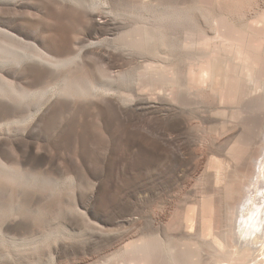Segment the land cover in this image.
Instances as JSON below:
<instances>
[{"label": "rangeland", "instance_id": "rangeland-1", "mask_svg": "<svg viewBox=\"0 0 264 264\" xmlns=\"http://www.w3.org/2000/svg\"><path fill=\"white\" fill-rule=\"evenodd\" d=\"M142 1L108 0L112 14H107L109 5L93 13L96 19L100 17L98 21H105L100 36H95L87 7L75 0H0V26L13 29L26 41L37 42L58 58L83 54L82 62L66 67L36 59L0 64V74L17 88L21 85L31 92H41L45 87L54 90L43 100L45 97L38 99L42 93L26 100H18L9 92L0 93V160L23 175L38 172L55 181L34 182L39 185L14 181L8 175L9 168L1 169L0 264H174L176 253L187 257L185 264H264V214L255 212L259 202L264 204L262 198L257 200L264 194V174L257 182L252 181L258 168L255 163L263 161L264 165V89L260 95L263 109L256 113L253 134L248 132L254 138V157L251 152L249 156L255 163L251 158L243 163L231 161L229 148L240 133L247 135L248 130L236 124L222 126L229 116L219 113L229 114L238 106L222 100L223 76L217 80L197 72L194 61L173 57L182 86L179 94L196 102L187 108L166 91L141 88L146 82L138 81L137 73L146 66V58L155 57L139 51L125 56L117 49L124 47L129 38L123 29L148 17ZM169 2L155 3L166 7ZM206 8L209 15L222 13L239 24L264 16V0H216L214 6ZM147 9H151L149 15L154 14L155 9ZM199 11H193L199 16L198 22L205 19ZM205 20L196 23L197 27ZM206 24L198 29L215 36L214 28ZM61 38L68 45L65 51L56 45ZM91 39L100 41V45L87 48L85 44ZM26 51L34 53L29 45ZM110 53L112 60L107 57ZM66 83L73 87L82 83L106 85L113 91L109 97L100 92L57 94ZM126 95L134 99L132 103L123 100ZM256 97L245 96L240 105L246 102L244 106L255 110ZM246 100L251 101L249 106ZM38 109L34 119L13 123ZM249 188L255 191L252 189L248 194L252 196L247 197ZM252 210L261 215L260 232L252 231L247 239V233L242 238L239 225L246 218L251 221ZM231 229L236 232L233 234ZM255 236L260 240L255 241L257 244L252 241ZM156 239L161 244L153 247L154 257L135 250L138 244L155 243ZM215 239L222 240L227 250L217 249ZM244 244L249 248L244 252L248 256H236L234 248Z\"/></svg>", "mask_w": 264, "mask_h": 264}, {"label": "bare ground", "instance_id": "bare-ground-1", "mask_svg": "<svg viewBox=\"0 0 264 264\" xmlns=\"http://www.w3.org/2000/svg\"><path fill=\"white\" fill-rule=\"evenodd\" d=\"M75 1L77 3H79L80 5H82L83 7H87V10L90 13V22H91L90 24H92V26H93V31L91 30L92 31L91 33L96 34L95 36H100L99 34H101L100 33L101 29L105 26V21H98L100 19V17L98 19H96V17L93 15V13L97 12L99 9L101 10L102 8L108 7V5H109L108 0H105L104 2L103 1L101 2L100 0H86V1L85 0H75ZM168 1H170V2L168 3V5H166V7H164V6L162 7V5L161 6L156 5V3H155L156 0H144V1H142L143 8L145 11H147L146 15L148 17H146V20H144V21H141V22L138 21V23L133 22L134 24L132 23V24H130V27L128 26L129 27L128 30L123 29L124 32L123 31L122 32L127 33L129 38H128V41L126 43H124L125 44L124 47L120 46L121 47L120 48L118 46L119 48H117V49L120 51L122 50V53L124 52L125 56L126 55L132 56L134 51H139V53L142 52L143 54L144 53L147 54V56L144 55L146 57H149V55L155 57L157 60H154L155 58L151 59L152 57L149 59L144 57V58H146V61H144V62H146V64H145L146 66L142 67L144 69L137 73L138 75L136 78L140 82H146V85L141 87V88L145 87V89H147V90H149L151 88L153 91L154 90L166 91V93L169 96H174L180 104L187 106V108L196 102L194 100L185 99L184 98L185 96L182 97V95H180L181 93L179 94V92H180L179 87H182V86H180V82L178 81V76H177L178 73H177V70L174 68L173 57L178 56L179 59L183 58L185 60H189L190 62L194 61L196 68L198 67L197 72H199V73L201 72L202 74L205 73L207 75L209 74L210 76H212L213 78H216L217 80L223 76L225 78V85H223V87L220 88L222 100L227 99L228 100L227 103H234V104H237L238 106L235 107L233 104H231V106L233 105L232 108L235 107L236 109H234V110L231 109L233 111L230 110L231 113H229V114H226L224 112L219 113L220 115H224V116L228 115L229 116L227 120H224L221 122L222 126H223V128H226L229 126V124H233L234 126L236 124L238 126L240 125L239 127L243 126V128H246V131L248 130L246 132L247 135H245L244 134L245 132H243V133H240L239 136H237L238 137L237 140L229 148L227 155L231 159V161H234L236 163H243V162H245L244 161L245 159L249 160V158H251L250 161L252 162V160H253L252 157H254V154H253L254 151L251 152V150H252L251 148L255 146V145H253L254 138L252 137L253 136L252 134H253V131L256 127V121L254 118L256 117V113L260 112L263 109V102L260 99V95H261V90L264 89V84H262V82H264V16L261 17L260 20L255 21V22H249L247 20L248 23L246 22L245 24L244 23L239 24V23L233 21V19L231 20L230 17H227L226 15H224L222 13L218 14V12H217V13L212 14V15L205 13L209 9L206 7L214 6L216 3V0H168ZM136 6L137 5H135V8H136ZM149 6L153 9L152 12H154V9H155V12H157V10H159L160 12L158 11L159 13H157L156 15H155V12H154V14L149 15V12L151 13V11H150L151 9H149V10L147 9V8H149ZM109 7H110V5H109ZM205 8L207 11H204ZM196 9H198V11L200 10L199 12L202 13L201 16L202 15L204 16V17L202 16V18L206 19V20L204 19L205 22H202L205 24H203L201 26L208 25L206 23L209 22L210 25L208 27L212 26L214 28V30H213L212 27H210L213 30V32H215V34H214L215 36L210 37L209 35L206 34V32L202 31V29H198V27L201 28V26L198 25V27H197L196 23L201 24V21H204V20L201 19V21L199 20L200 22H198L196 20L197 17L199 18V16L195 15L193 12ZM112 13H113V10L110 7V10L107 11V14H112ZM117 14H119V13H116L115 15H117ZM112 17H113V15H112ZM115 17H117V16H115ZM105 19H106V17H105ZM105 19H103V20H105ZM108 19H109V17H108ZM130 21H132V20H130ZM113 23H116V21ZM123 24H124V22H123ZM5 26L6 25L0 26V64L1 65L7 64V63H21L22 61H24V60L26 61L27 59H34V60L36 59V60L40 61L39 63H52L55 65H58V67H59V65L66 67V66H69V64L79 63V62H82V60H83V57H82L83 54L81 52H78L73 57L58 58V57L54 56L53 53H49L47 51H44L42 49V47L40 46V44H38L37 42L26 41L23 37L19 36L15 32H13L14 31L13 29L7 28ZM106 26L108 27V23ZM125 28H126V26H125ZM207 29L209 30V28H207ZM91 37H92V35H91ZM103 41H104V39H103ZM100 43H101L100 41H92V39H91V40H88V44H85V45H87L86 46L87 48L88 47L91 48V46L92 47L93 46H99ZM27 45L32 46V48L34 49V53H32V51L31 52L26 51ZM56 45L60 51H65L68 48V45H67L65 38L58 39L56 42ZM119 45H122V44H119ZM100 47L102 48V46H100ZM134 53L137 54L138 52L137 53L134 52ZM99 54H101V53H99ZM131 56H130V58H131ZM107 57H108V59L112 60L111 58L114 56L110 53V54H108ZM135 57L136 56H134V58ZM99 58L102 59V57H99ZM104 59L105 58H103V60ZM158 59H159V61L160 60H163V61H161V63L159 64L157 62ZM205 60H206V62L204 63ZM155 62H157L158 64L155 65ZM159 66H161L163 68H159ZM122 77H124V76H122ZM129 78H132V77H129ZM205 81L207 82V80H205ZM134 82H135V80H134ZM79 83H81V81ZM82 84H81V86H79L78 84H77V87L74 86L75 89L73 91L72 90L73 86H70L66 83L62 88H60V90L57 91V94L58 93L64 94V93L72 92L73 95H75V93H76V95L85 94V93L92 95V94H96V93L99 94V92H100L101 95L108 96L109 93H112L110 91L113 87L112 88H109V87L105 88L106 85H105V87H100V86L97 87V86H93V85L88 86L86 84H84V86H83ZM166 84L169 86V88H167L165 86ZM15 86L16 85L14 84V82L11 81L10 79H8L7 76L0 74V93L4 94V92H5L8 95V92H9V93H11V95L18 97V100H19V97L21 98V100H24V99L26 100L27 98H31V96L33 97V95L37 94V93H39V95H40V93H42L40 95L41 97L37 94L38 95L37 98L40 97L38 99H41L42 97H45L46 95H48L50 93H54V90L52 88H46L45 87V90L43 89L44 91L42 89H39L40 91L41 90L42 91L41 92H35V91L31 92V91L23 88L21 85L18 88ZM210 86H211V84H209V89H210ZM212 86L214 87L216 85H212ZM204 88L206 89L207 86ZM187 90H189L191 92L190 89H187ZM112 91H113V89H112ZM183 91L185 92V90H183ZM217 91H218V89H217ZM219 92H220V90H219ZM254 95H255V97L257 95V97H258V104H257L255 110L253 108L247 107L246 105H245L246 106L245 107L244 104L246 102L242 103L243 106L240 105L241 101L244 99L245 96H253L254 97ZM109 96H111V94ZM15 97L14 98L12 97V98L15 100L16 99ZM130 98H131V96L129 97L126 95V96H124L123 100L125 102L130 101L132 103V101L134 99L132 100ZM43 99H46V97L42 98V100ZM191 99H193V98L191 97ZM246 99H247V97H246ZM15 101H17V100H15ZM18 102L21 103L20 101H18ZM37 102H39V101H37ZM249 102H251V101H247V105L250 104ZM253 102H255V100ZM136 103H135V105H137ZM138 103H140V102L138 101ZM144 103H146V102H144ZM173 103H174V101H173ZM176 103L177 102H175V104ZM255 103H254V105H255ZM164 104L162 106H164ZM152 105L153 104L150 103L149 106L154 107ZM154 105H156V104L154 103ZM172 105L173 104L170 105V108ZM22 106H23V104H22ZM165 106H167V104ZM18 107H20V106H18ZM150 107H148V108H150ZM178 107H180V106H178ZM190 108H192V107H190ZM155 109H156V107H155ZM158 109H160V107ZM228 109H230V106ZM162 111H163V109H162ZM169 111H170V109H169ZM178 111H179V109H178ZM180 111H182V110H180ZM187 111L188 112H194L193 110H190V109ZM38 112H39V109L36 110V113H32V112L28 113V116L26 115L27 118L25 117V119H23V120H20V118L18 117L19 120L16 119V120H14L13 123L20 124L23 122H27L30 119L32 120L36 117ZM142 112H144V111H142ZM183 112H186L185 108H184ZM5 125H6V123H5ZM249 131H250V133L252 132V134L249 135V133H248ZM258 132H259V130H258ZM254 137L256 138V136H254ZM250 152H251V154H250ZM249 154L253 155V156L250 157ZM253 163H255V161ZM262 164H263V161H262V163L260 161L259 165L258 164L256 165V163H255V167L257 166L258 168H257L256 174L254 173L255 176H254V178H252V181L257 182V180L260 178V175H262V173L264 174V170H263L264 165H262ZM6 165L7 164H4V162L2 160H0V170L2 169L4 171H7V169L9 168L8 169L9 170L8 175L14 181H20V182L23 181V182H28V183L33 181L32 182L33 184H38L39 181H40V183H43V181H44V183H46V184L47 183L52 184V182H55V181H50L51 179L48 178L47 176L44 177L45 175L43 173L37 172V173H33L30 176H28L27 174L24 173L25 175H23V174H21V171L20 172H18V171L16 172L15 170L13 171V170H11L12 167L10 168L9 166L7 167ZM238 169H239V167H238ZM2 170L0 172H3ZM253 179H255V180H253ZM263 179H264V177H263ZM34 182H38V183H34ZM255 184H257V183H255ZM20 185H22V183ZM53 186H55V184ZM58 188H60V187H58ZM253 188H249V192H247V195H246L247 197L252 196V195H248V194H250V192L252 193ZM49 190H50V187H49ZM262 193H264V192H262ZM12 195L14 196V194H12ZM247 197L245 199H247ZM259 198H262L263 200H261V201L263 202L264 201V194H262V196H260V197L258 196L257 200ZM250 202H252V201H250ZM253 203L254 202H252V204ZM245 204L247 206V203H245ZM254 206H253V210L256 209V206H257L258 210H255V212L258 211L257 214L259 213V210L261 212V215L264 214V204L261 206L260 202H259V204H257L255 207ZM13 207H15V206H13ZM75 209H76V207H75ZM242 210H244V209H242ZM253 210H252V212H253ZM2 211H3V209H2ZM262 211H263V213H262ZM241 212H243V211H241ZM255 212H253L254 214L253 213L251 214V217L249 214L251 221H250V219L246 218V216H248V215H246L245 216L246 219H245L244 223H241L239 225L240 229H238V227H237L239 234L242 235L240 237H242V238L245 237V234L247 233V235H246V239H247L248 233L251 232L253 234L254 232H252V231H256V230H259L258 232H260L262 222L264 224V217H262L263 221L261 222L262 219L259 217L261 215L258 216L255 214ZM18 213H20V211ZM10 214L11 213H9V215ZM0 215H2V214H0ZM251 226H253V227H251ZM262 227H263L262 228V230H263L264 225ZM233 228H235V227H233ZM252 229H254V230H252ZM232 230L233 229H231V231ZM262 230H261V233H262ZM232 232L234 234L236 231L234 232V230H233ZM63 233H65V232H63ZM237 236H239V235L237 234ZM219 239H221V238H219ZM219 239L214 240V243L218 247L217 249H219L220 251H226L227 247L223 244L224 242L222 243L221 242L222 240L220 241ZM256 240H259V239H257V236H255L254 238L252 237V241L254 242V244H257V243H255ZM250 242H251V240H250ZM263 243H264V240H263ZM158 244H161L160 240H158V239H156L155 243H153V241H148V242L144 241L142 244H138L136 246L135 250H137L141 253L151 254L154 257L153 247L155 245H158ZM251 245H252V243H251ZM240 247L241 248H237V249H235L233 247L234 248L233 251L236 250V253H235L236 256L238 255V256L244 257L243 254H246L244 252H246L249 248L247 249L248 246L246 247V244H244ZM230 250L231 249H229V251ZM233 251L231 250V252H233ZM249 252L251 254L253 253L251 251H249ZM253 259H255V258H253ZM187 261H188L187 257L185 256L184 258H182V254H180V253H176L173 255V263L174 264H183V263L185 264ZM157 263L160 264L161 262L159 261Z\"/></svg>", "mask_w": 264, "mask_h": 264}]
</instances>
